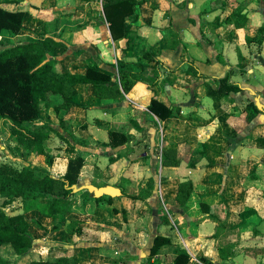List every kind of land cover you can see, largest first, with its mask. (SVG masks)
<instances>
[{"label":"crops","instance_id":"1","mask_svg":"<svg viewBox=\"0 0 264 264\" xmlns=\"http://www.w3.org/2000/svg\"><path fill=\"white\" fill-rule=\"evenodd\" d=\"M26 1L47 2L57 21L49 32V21L33 16L18 39L55 35L62 42L55 52L58 69L84 73L93 59L112 72L121 61L137 72L141 69L132 64L147 66L144 81L124 98L101 99L89 85H79L75 105L61 111L64 124L59 120L54 126L65 139L52 134L65 151L48 171L61 177L69 160L81 156L85 166L78 185L110 184L122 195L112 203L89 199L85 209L76 203L70 217L82 234L52 230L58 219L29 213L44 226L30 228L35 258L55 248L72 256L74 264H173L184 251L189 264H264V111L248 123L246 108L257 91L264 109V41H254L264 25V0H147L129 20L131 35L119 40L112 37L103 0ZM148 51L158 65L143 57ZM228 72L242 90L214 101L206 84ZM153 96L174 107L175 114L166 121L153 114L160 125L143 141L111 148L113 127L140 136L129 120L138 110L148 111ZM51 114L44 112L41 121L53 122ZM68 142L75 152L67 150ZM165 147L178 149L179 166L163 165ZM185 147H201L202 158L189 160ZM187 179L194 182V193L181 206L175 196ZM86 195L78 192L80 202ZM9 206L12 214L23 212L21 200ZM157 236L169 241L150 257ZM223 247L233 255L221 258Z\"/></svg>","mask_w":264,"mask_h":264},{"label":"trees","instance_id":"2","mask_svg":"<svg viewBox=\"0 0 264 264\" xmlns=\"http://www.w3.org/2000/svg\"><path fill=\"white\" fill-rule=\"evenodd\" d=\"M146 1L103 0L105 17L114 40L131 35L129 20ZM15 2L16 0H0V119L10 123L11 136L17 141L16 151L30 164L19 168L12 163H0V264H74L72 256H65L55 248L50 249L47 257L39 259L34 257L32 251L35 237L30 230L31 226L44 228L39 218L29 215L34 211L40 217L59 220L60 223L52 230H62L69 234L83 233L79 222L70 215L77 203V193L72 191L71 186L80 183L85 159L81 156L71 158L66 173L61 177H54L48 169L52 167L56 156L45 143L51 132H57L61 139L65 137L55 128L54 121L46 122L41 119L44 112H54L59 117L61 111L70 110L75 105L74 99L79 85H89L92 94L101 99H122L135 85L144 81L141 74L147 66L140 62L132 64L141 69L137 72L128 63L121 61L120 69L115 74L104 70L98 59H93L84 73L58 69L59 58L55 52L62 42L55 35L48 34L32 41L18 39L11 44L9 38L2 35L4 31L16 35L24 30L25 11L7 8L8 4ZM254 41L259 45L263 43L264 25L258 28ZM143 57L156 65L159 63L152 51L143 52ZM206 87L208 96L214 101H222L232 93L242 90L232 81L230 72L223 78L216 79L215 83H207ZM147 108L148 111H136L129 120L131 127L140 134L139 137L124 127H113L108 131L111 148L143 141L151 129L160 125L153 114L161 121H166L175 114L174 107L164 104L154 96ZM246 108L248 123L264 111L258 108L255 101L250 102ZM59 120L64 124L63 118ZM68 143L67 150L75 152V145ZM33 155L45 166H33L30 161ZM162 161L167 167L179 166L181 161L178 158V149L165 147ZM194 188L191 179L181 181L175 201L185 206L194 193ZM42 198L46 201L43 202ZM133 198L136 199L137 196ZM89 199H94L98 204L113 201L110 196L95 198L87 191L84 202ZM18 200L22 201L23 212L9 214L5 208ZM202 207L210 208L206 204H202ZM168 241L163 236H157L150 257ZM226 247L220 249V257L223 259L233 255L230 248ZM190 259L189 254L183 251L174 258L173 264H189Z\"/></svg>","mask_w":264,"mask_h":264},{"label":"rangeland","instance_id":"3","mask_svg":"<svg viewBox=\"0 0 264 264\" xmlns=\"http://www.w3.org/2000/svg\"><path fill=\"white\" fill-rule=\"evenodd\" d=\"M7 8L11 9V10H16V9L24 10L25 14H26V20H25V25L26 26L30 25L31 18L33 16H34L33 18L44 19L47 22L49 21L48 24H47L48 28H49V32H53L52 31V29H53L52 27L55 25L57 20L53 19L54 18L53 7L49 6V4L47 2L44 3V4L41 3V5H37V4H34V3L33 4L32 3L29 4V3H27L26 0H16L15 3L8 4ZM52 19L54 21H51ZM25 25H24L23 32H21L19 34L15 35V34H12L9 31H4L2 35L5 36L6 38H9V40L11 41L9 44L15 43L18 40V38H20L19 36H21V34L24 33ZM25 38H27V37L25 36ZM117 72H118V70H113V73L116 74ZM47 115L48 114H46V116ZM49 117L50 116L48 115V118ZM43 118H44V115H43ZM53 121L55 123L59 122V118H58L57 115H55L54 112H53ZM59 128L61 130H63V133L67 132V129H65V127H59ZM52 133L53 132H51L49 140H47L45 144H46V147L51 151V153L56 156V155H59L64 149L61 146L58 147V144H62V141L59 140L57 135H53ZM66 135L69 136V133L67 132ZM16 148H18L17 141H16L15 138H13L11 136L10 123L8 121H4L3 119H0V163H2V162L12 163V164H14L15 166H17L19 168L24 166V165H26L27 161L23 157H21V155H19L17 153V151H16L17 149ZM201 152H202L201 147H198L196 149L185 147V150H184L185 155H187V153H190L189 155H187V156H189V158H191L189 160L193 161V160H195L194 158H197L196 159L197 162L202 158ZM35 156L36 155H33L31 157V159H30V161L33 164V166H41V167L45 166V165L40 164ZM41 162H44V161L42 160ZM27 163L30 164V162H27ZM77 195H78V193H77ZM82 196H77V205L80 204L81 207H84V209H85V206L87 205V202L86 203L85 202L84 203L80 202V201H82ZM133 199H135V198H133ZM1 204H2V199H0V205ZM81 207L79 206V208H81ZM5 210L9 214H12V212H15L14 211V207H12V206H7L5 208ZM36 246H37V243H35V247ZM33 251H34V257L38 258L39 257L38 256V254H39L38 251H36V250H33Z\"/></svg>","mask_w":264,"mask_h":264},{"label":"water","instance_id":"4","mask_svg":"<svg viewBox=\"0 0 264 264\" xmlns=\"http://www.w3.org/2000/svg\"><path fill=\"white\" fill-rule=\"evenodd\" d=\"M253 94L255 95V102L259 109L263 110V105L260 101L259 94L257 91H254ZM72 191L74 193H78L79 191L86 190L89 193L93 194L95 198H100L102 196H110L112 198H116L122 195V191L119 187L114 185H105L98 187L94 184H75L71 186Z\"/></svg>","mask_w":264,"mask_h":264}]
</instances>
